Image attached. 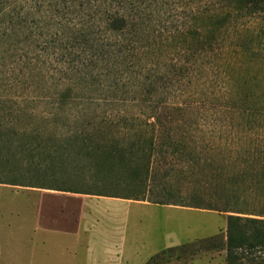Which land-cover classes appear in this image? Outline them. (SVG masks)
<instances>
[{
	"label": "rangeland",
	"instance_id": "rangeland-1",
	"mask_svg": "<svg viewBox=\"0 0 264 264\" xmlns=\"http://www.w3.org/2000/svg\"><path fill=\"white\" fill-rule=\"evenodd\" d=\"M36 2L7 0L0 6V93L11 98L7 106L37 114L43 124L56 125L59 130L74 126L77 108L89 103L134 113L166 106L173 113L171 118L180 119L179 135L185 127L192 129L187 130L188 137L204 145L210 137L233 141L231 152L210 153L209 148H202V154L216 166L230 156L239 164L259 162V152L241 146L244 138H248V147L264 145V103L258 101L264 98V13L247 21L235 15L231 32L213 41L227 44L220 57L231 64L236 82L241 83H234V90L242 95L254 93L247 103L232 106L222 96V83L215 82L213 91L203 85L201 68L206 54H193L204 42V17L217 7V0L209 4L137 0L142 10L138 42L126 57L115 56L103 35L93 29L96 15L91 11ZM57 30H65L68 38ZM82 32L87 36L82 37ZM247 79L254 83L243 86ZM61 94L68 97L62 99V111L55 121L52 114ZM177 104L185 108L179 118L171 111ZM107 114L106 125L113 132L127 128L122 113ZM162 168L173 174L183 165ZM24 214L41 216L48 234L63 231L62 247L55 241L46 246L38 242V264H147L164 249L189 243L196 245L166 255L156 264H226L225 250L209 249L200 241L220 236L225 242L227 213L0 185V232L14 231V225L26 222V217L16 219ZM13 241L7 235L0 237V264H8ZM28 248L30 252L32 244ZM22 262L17 259L11 264Z\"/></svg>",
	"mask_w": 264,
	"mask_h": 264
},
{
	"label": "trees",
	"instance_id": "trees-1",
	"mask_svg": "<svg viewBox=\"0 0 264 264\" xmlns=\"http://www.w3.org/2000/svg\"><path fill=\"white\" fill-rule=\"evenodd\" d=\"M6 1L0 0V6ZM36 1L38 5L40 0ZM42 1L52 8L91 11L96 15L93 29L103 35L115 56L126 57L138 42L142 10L137 0ZM192 1L209 4L213 0ZM214 5L217 7L204 17V42L193 54H206L201 68L203 85L210 89L219 81L224 86L221 92L226 103L245 104L254 93L245 91L242 95L234 90V83H241L236 82L231 64L220 57L226 52L227 44L213 41L218 37L225 39L231 32L233 21L238 18L235 15L245 21L262 15L264 0H217ZM57 31L68 38L65 30ZM81 35L87 36L85 32ZM215 57L219 58L218 64L214 63ZM253 81L247 79L242 85ZM210 90L213 91V87ZM66 97L61 94L59 98L56 113L52 114L55 121L62 111V99ZM10 101L9 96L0 93V185L227 213L225 242L215 236L200 243L209 249L225 250L226 264H264L263 142L248 147V138H244L246 142L241 146L245 151L259 152L258 163L249 166L243 161L239 164L230 156L216 166L202 154V148H209L210 153L231 152L235 148L233 141L220 142L210 137L204 145L203 141L188 137L187 130L192 129L185 127L179 135L180 119L171 118L173 113L166 106L141 108L134 113L129 111L131 109L108 110L89 103L77 108L74 126L59 130L56 125L43 124L37 114L14 111V107L6 104ZM258 101L264 103V98ZM175 107L171 111L176 112L178 118L185 115V108L178 104ZM115 111V115L122 113L128 122L127 128L116 133L105 120L108 112L113 116ZM26 118L28 124L24 123ZM173 163L182 164L183 168L173 174L163 172V165ZM173 179L176 184L171 183ZM195 245L164 249L147 264H156L166 255Z\"/></svg>",
	"mask_w": 264,
	"mask_h": 264
},
{
	"label": "crops",
	"instance_id": "crops-1",
	"mask_svg": "<svg viewBox=\"0 0 264 264\" xmlns=\"http://www.w3.org/2000/svg\"><path fill=\"white\" fill-rule=\"evenodd\" d=\"M36 190H42V189H36ZM104 198H107V197H104ZM22 217L23 218L26 217V222L23 219L24 221L23 224H21L20 226L14 225V231L11 230V231H3V233L0 232V237L7 235L8 237L14 240L13 244H15V248L13 252H11V255L8 256L9 258L8 264L16 263L17 259L20 262L23 261L22 264H25V261H26V264H38L39 261L36 256V245H38V242L40 246L41 245L46 246L50 244L51 241H55L57 242L56 244H58V246L62 247L63 241L61 239L63 238V236L61 232L63 231H59L56 234H48L46 225H43V223L40 222V220L42 219L41 216L37 218V216L33 217L31 215L24 214L23 216L21 215L19 218L16 217V219L19 220ZM19 227H21V231L19 230ZM28 230L29 232L27 233ZM42 233L43 235H45V237L43 238L40 237ZM47 238L50 240L49 243H48ZM29 243L32 244L33 246L30 252H29V248L27 249V246L29 245ZM29 253H30V257H28Z\"/></svg>",
	"mask_w": 264,
	"mask_h": 264
}]
</instances>
